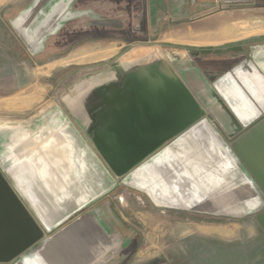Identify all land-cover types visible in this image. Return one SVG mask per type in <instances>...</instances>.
<instances>
[{"label":"crops","instance_id":"obj_1","mask_svg":"<svg viewBox=\"0 0 264 264\" xmlns=\"http://www.w3.org/2000/svg\"><path fill=\"white\" fill-rule=\"evenodd\" d=\"M169 1L162 2L161 17L194 23L169 31L167 40L181 47L169 46L166 57L175 70L182 69V74L177 71L207 116L121 181L78 127L64 114H53L46 101L29 120L0 128L12 164L11 178L1 173L43 232L9 264L125 262L133 238L113 200L123 183L163 214L212 220L199 222L197 228L217 239L255 227L264 211V191L232 146L264 118V74L250 54L264 61V0H200L192 11L186 8L177 16L169 13ZM147 3L0 0V99L20 93L15 88L22 86V71H30L33 62L69 63L64 54L83 64L105 62L125 44L113 47L112 38L158 31L160 16L153 27ZM209 7L218 10L211 13ZM120 196L125 201L128 195Z\"/></svg>","mask_w":264,"mask_h":264},{"label":"water","instance_id":"obj_2","mask_svg":"<svg viewBox=\"0 0 264 264\" xmlns=\"http://www.w3.org/2000/svg\"><path fill=\"white\" fill-rule=\"evenodd\" d=\"M194 1V0H192ZM187 0H171L175 10ZM248 3L252 0H221ZM251 54L264 74L263 59ZM171 62L155 47L120 58L63 97L69 114L116 178L136 167L207 116ZM233 149L264 191V118L239 136ZM0 171V264H9L43 232ZM264 230V211L257 215Z\"/></svg>","mask_w":264,"mask_h":264},{"label":"rangeland","instance_id":"obj_3","mask_svg":"<svg viewBox=\"0 0 264 264\" xmlns=\"http://www.w3.org/2000/svg\"><path fill=\"white\" fill-rule=\"evenodd\" d=\"M164 1L148 0V18L153 27H158L160 8ZM217 10L216 7L207 8V11L211 13ZM166 12H168L167 9ZM260 14H264V11ZM193 23V20L168 21L160 16L159 30L151 32L152 28H150L149 36L145 33V36L139 35L137 38H112L110 41L115 45L113 47L125 44L122 45L124 47L118 54H114L105 62L83 64L82 59L76 60L67 54H64V58L67 57L65 59L70 62L65 63L61 69H57L58 67L50 69L53 63L46 66L33 62L30 71H22L21 76L24 79L22 86L18 85L15 88L20 93L17 92L13 99H0V128L10 124L15 126L17 123L29 120L37 114L46 101L53 114H64L75 127H78L84 139L96 152L86 133L69 114L62 101L63 97L71 93L77 84L88 80L92 75L112 69L120 58L130 55L137 49L155 47L159 49L163 57L167 58L169 46L181 47L167 40L169 31L183 29L184 26ZM82 43L83 40L79 42V45ZM10 48L11 51L14 47ZM14 50L17 48L15 47ZM211 68L216 66L212 65ZM176 69L182 74L180 67ZM28 72L31 73L30 77L27 76ZM2 137L4 139L1 142ZM6 141H8L7 137L1 134L0 129V170L9 179L11 178L9 168L12 164L7 156ZM124 179V176L117 178L118 181ZM118 191L120 195H128L125 201L121 200L120 195L113 200L114 205L121 210L123 218L127 220L128 236L133 238L132 246L129 247L128 256H126L127 260L122 264H264V230L258 225V221L255 227L244 225L245 228L239 233L234 232L231 237L217 239L213 235H205L204 231L197 228L199 222H211L210 219L189 215L173 217L163 214L152 209L150 204L145 203L142 193L125 183Z\"/></svg>","mask_w":264,"mask_h":264},{"label":"flooded vegetation","instance_id":"obj_4","mask_svg":"<svg viewBox=\"0 0 264 264\" xmlns=\"http://www.w3.org/2000/svg\"><path fill=\"white\" fill-rule=\"evenodd\" d=\"M198 1L200 0H187L186 4L179 6L176 10H175V14L179 15V14H183L185 12V9L187 8L188 13L190 11H192V9L196 8L198 6ZM208 2H217V1H221V0H207ZM170 2V1H169ZM169 4V3H168ZM169 13L171 14L172 10L175 8V6H172L171 4H169ZM181 18V17H178ZM215 75H210L211 79H214Z\"/></svg>","mask_w":264,"mask_h":264},{"label":"bare ground","instance_id":"obj_5","mask_svg":"<svg viewBox=\"0 0 264 264\" xmlns=\"http://www.w3.org/2000/svg\"><path fill=\"white\" fill-rule=\"evenodd\" d=\"M71 60V59H70ZM66 63L64 60H62L61 62H56V63H53L51 64L50 66V69H54V68H57L59 66H61L62 64ZM49 68V67H48Z\"/></svg>","mask_w":264,"mask_h":264}]
</instances>
